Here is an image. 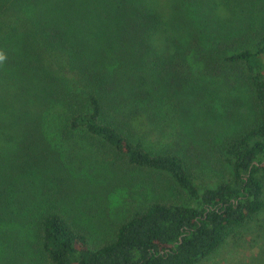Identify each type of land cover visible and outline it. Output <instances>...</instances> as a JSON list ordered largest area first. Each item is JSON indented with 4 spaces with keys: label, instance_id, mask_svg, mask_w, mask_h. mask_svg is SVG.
Returning <instances> with one entry per match:
<instances>
[{
    "label": "trees",
    "instance_id": "1",
    "mask_svg": "<svg viewBox=\"0 0 264 264\" xmlns=\"http://www.w3.org/2000/svg\"><path fill=\"white\" fill-rule=\"evenodd\" d=\"M218 4L173 0L166 14L151 0H0L2 12H14L0 35L1 260L8 249L26 264H198L264 209V26L258 37L242 17L216 27L207 10ZM12 89L25 104L4 111ZM236 90L247 109L231 114L237 126L217 144L229 180L199 188L193 159L143 142L150 124L175 135L179 119L201 121L208 97ZM53 126L56 136L104 145L130 168L169 174L193 203H144L112 239L93 244L68 215L62 182L71 174L43 154ZM205 130L200 151L214 140ZM44 171L53 182L38 186L50 197L30 203L22 186Z\"/></svg>",
    "mask_w": 264,
    "mask_h": 264
},
{
    "label": "rangeland",
    "instance_id": "2",
    "mask_svg": "<svg viewBox=\"0 0 264 264\" xmlns=\"http://www.w3.org/2000/svg\"><path fill=\"white\" fill-rule=\"evenodd\" d=\"M151 1H154L166 14L172 10L173 0ZM214 1L219 3L218 6L213 8L211 13L207 10V13L216 20V27L222 22L229 24V21L238 25L242 17L244 19L242 23L246 26L249 22L253 24L250 35L255 34V37H258L259 29L264 26V0ZM6 11L7 9L4 10ZM4 12H0V35L5 33V25L14 14L11 10L8 13ZM19 48L21 49L20 46ZM6 65L8 66L9 63ZM13 91L14 89L10 96L2 97V110L19 111L18 108L24 106L25 96L15 95ZM218 95L221 97H217L215 101L211 97L207 98L206 106L208 104L211 109L205 111L206 114L201 121L198 119L193 123L190 118L186 119L187 121L183 120L184 118L181 121L179 119L178 128H174L176 134L171 136L167 135V129H164V132L159 130V133L155 134L153 129L157 128V125L150 124V128L141 137L150 150L184 152L188 158L193 159L195 162L193 180L199 188L214 187L218 182L230 179L229 168L220 169L218 166L220 150L217 144L222 141V133L230 134L237 126L231 114H235L236 117L245 114L244 110L247 109L245 103L247 98L245 101L236 98L239 95L238 90L229 97H225L221 92ZM215 109L217 112L213 113ZM227 122L231 124L226 127ZM6 127L13 129L9 124ZM204 129H206L205 133L208 132L214 140L209 142L208 138H205L201 142L203 149L200 151L196 149L198 147L196 142L199 141L200 132ZM49 131L53 139L44 143L47 147L43 154L48 155L51 161L58 162L61 167L64 166L67 175L71 174L69 182H66V179L62 182V186L69 184L65 187V190L69 188L67 192L70 194L67 205L68 215L88 234L93 244L98 245L112 239L118 224L128 216L129 211L144 203L158 198L179 203H193L190 195L169 174L150 169L130 168L118 159H114L110 150L104 145H95L90 140L81 139L77 135H69V138L56 136L54 132L58 131L55 126ZM4 144L5 142L1 141L0 146ZM17 171L23 174L21 165ZM26 172L28 169L24 173ZM39 176L36 180L30 178L22 186L23 195L30 203H42L46 197H50L47 193L49 188L38 186V182L43 183L42 178L45 182L50 179L53 182L54 176L46 171ZM26 217L29 221L34 220L32 216ZM4 250L0 264H26V257L8 249ZM198 264H264V209L248 223L234 230L218 251Z\"/></svg>",
    "mask_w": 264,
    "mask_h": 264
},
{
    "label": "clouds",
    "instance_id": "3",
    "mask_svg": "<svg viewBox=\"0 0 264 264\" xmlns=\"http://www.w3.org/2000/svg\"><path fill=\"white\" fill-rule=\"evenodd\" d=\"M4 59H5V57L2 54H0V61H2Z\"/></svg>",
    "mask_w": 264,
    "mask_h": 264
}]
</instances>
